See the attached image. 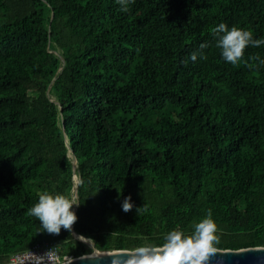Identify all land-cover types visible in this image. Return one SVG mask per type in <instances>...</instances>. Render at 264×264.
<instances>
[{"label":"trees","instance_id":"obj_1","mask_svg":"<svg viewBox=\"0 0 264 264\" xmlns=\"http://www.w3.org/2000/svg\"><path fill=\"white\" fill-rule=\"evenodd\" d=\"M221 23L264 39V0H0L1 261L90 252L29 215L76 185L74 231L107 251L191 235L209 210L220 250L264 247V45L226 62Z\"/></svg>","mask_w":264,"mask_h":264},{"label":"clouds","instance_id":"obj_2","mask_svg":"<svg viewBox=\"0 0 264 264\" xmlns=\"http://www.w3.org/2000/svg\"><path fill=\"white\" fill-rule=\"evenodd\" d=\"M133 2L134 0H117L122 11H128V5ZM211 32L217 40L216 46L221 49L222 58L232 65L238 64L247 47L258 48L264 45V39H253L251 31L236 26L229 29L224 23L212 28ZM205 47H207L205 44L200 46L201 50ZM198 54L201 58H206L203 57L201 51L192 53L191 60L196 61ZM255 59H259V57H255ZM78 205L74 199L63 194L52 195L44 192L39 196L38 203L29 209V215L40 221L43 231L58 235L63 228L76 240L87 244L90 252L75 258L86 262V264H211L212 259L221 252L217 247L220 239L216 235L217 225L212 219L211 210L208 211L205 218L195 224L191 235H185L180 230H173L167 234L165 243L162 245H147L131 250H112L110 252L99 247L90 237L73 231L78 217L72 209L73 206ZM133 207L131 196L125 197L121 203L122 211L128 213L133 210ZM141 210L142 207L136 209L137 213ZM36 258L42 261L47 258L48 261L51 258V251L44 257ZM65 259L69 264H74V258L67 257Z\"/></svg>","mask_w":264,"mask_h":264},{"label":"water","instance_id":"obj_3","mask_svg":"<svg viewBox=\"0 0 264 264\" xmlns=\"http://www.w3.org/2000/svg\"><path fill=\"white\" fill-rule=\"evenodd\" d=\"M62 62L64 65V60H62ZM49 91L50 88L48 90V95H49ZM76 167H77V160L76 158H74V171L76 170ZM74 179L77 180V176H75ZM74 192H75L74 200L75 202H77L78 201L77 185L74 188ZM73 231H74V227H73ZM64 264H69V262H66ZM74 264H86V262H81L78 259H74ZM211 264H264V247L247 248L241 250H221V252L212 259Z\"/></svg>","mask_w":264,"mask_h":264},{"label":"built area","instance_id":"obj_4","mask_svg":"<svg viewBox=\"0 0 264 264\" xmlns=\"http://www.w3.org/2000/svg\"><path fill=\"white\" fill-rule=\"evenodd\" d=\"M51 251V258L48 261L38 260L36 257H44L46 253ZM69 256L62 255L60 249L55 244H37L33 248L12 254L5 261L0 260V264H64L65 258Z\"/></svg>","mask_w":264,"mask_h":264}]
</instances>
